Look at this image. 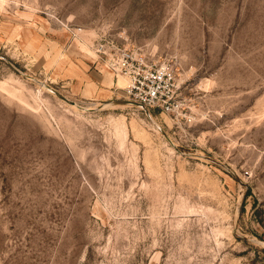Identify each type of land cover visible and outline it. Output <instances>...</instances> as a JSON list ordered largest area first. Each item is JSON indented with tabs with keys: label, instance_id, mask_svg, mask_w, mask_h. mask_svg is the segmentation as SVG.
Wrapping results in <instances>:
<instances>
[{
	"label": "rangeland",
	"instance_id": "rangeland-1",
	"mask_svg": "<svg viewBox=\"0 0 264 264\" xmlns=\"http://www.w3.org/2000/svg\"><path fill=\"white\" fill-rule=\"evenodd\" d=\"M0 18V264H264V0H0ZM100 42L172 65L193 123L130 101Z\"/></svg>",
	"mask_w": 264,
	"mask_h": 264
},
{
	"label": "built area",
	"instance_id": "built-area-1",
	"mask_svg": "<svg viewBox=\"0 0 264 264\" xmlns=\"http://www.w3.org/2000/svg\"><path fill=\"white\" fill-rule=\"evenodd\" d=\"M94 51L98 63L116 78L126 80L123 91L130 101L141 108L158 111L162 117H170L177 127L193 123L172 65L160 64L138 48H117L109 42L98 43Z\"/></svg>",
	"mask_w": 264,
	"mask_h": 264
},
{
	"label": "crops",
	"instance_id": "crops-1",
	"mask_svg": "<svg viewBox=\"0 0 264 264\" xmlns=\"http://www.w3.org/2000/svg\"><path fill=\"white\" fill-rule=\"evenodd\" d=\"M5 22L6 21L0 18V50L6 47V43L12 34V27ZM73 72L75 73L74 70ZM94 87L95 86L90 84V86L86 88V92L93 94V91H95Z\"/></svg>",
	"mask_w": 264,
	"mask_h": 264
},
{
	"label": "bare ground",
	"instance_id": "bare-ground-1",
	"mask_svg": "<svg viewBox=\"0 0 264 264\" xmlns=\"http://www.w3.org/2000/svg\"><path fill=\"white\" fill-rule=\"evenodd\" d=\"M123 79V78H122ZM124 80V82H125V85L123 84V82H122V88L121 89H123L125 86H126V80L125 79H123ZM124 85V86H123Z\"/></svg>",
	"mask_w": 264,
	"mask_h": 264
},
{
	"label": "water",
	"instance_id": "water-1",
	"mask_svg": "<svg viewBox=\"0 0 264 264\" xmlns=\"http://www.w3.org/2000/svg\"><path fill=\"white\" fill-rule=\"evenodd\" d=\"M68 101V100H67ZM73 104H75V103H73Z\"/></svg>",
	"mask_w": 264,
	"mask_h": 264
}]
</instances>
